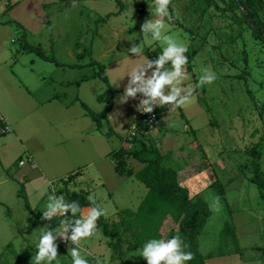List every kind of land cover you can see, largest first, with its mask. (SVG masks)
<instances>
[{
  "label": "rangeland",
  "instance_id": "obj_1",
  "mask_svg": "<svg viewBox=\"0 0 264 264\" xmlns=\"http://www.w3.org/2000/svg\"><path fill=\"white\" fill-rule=\"evenodd\" d=\"M119 1L0 0V95L11 96L4 98L0 117L13 125L0 136L10 142L0 154V264H30L43 227L59 223L41 219L48 197L69 201L67 192L81 190L106 210L110 232L122 239L124 261L147 264L139 256L135 230L120 221L123 211H137L148 188L135 178L122 181L115 172L119 156L112 158L113 152H129L136 145L142 132L136 108L141 97L118 104L128 77L120 87L115 83L142 62L128 57L132 45L127 39L136 36V44L142 39L149 59L161 54L164 45L140 33L151 16L152 0ZM262 1L253 0L252 6L264 21ZM169 11L173 20L169 24L165 19L166 34L187 48L188 79L182 87L191 85L194 99L186 107H156L164 121L156 136L167 135L170 142L167 152L154 147L165 156L166 168L180 176L196 173L191 179L201 181V189L191 185L190 198L199 195L208 205L219 198L220 210L210 209L198 238L199 252L210 258L206 264H264V193L253 182L256 164L264 175V39L246 21L237 0H170ZM31 47H40L60 65L42 60ZM78 61L80 67L72 65ZM93 61L102 64L101 72ZM202 70L214 71L216 81L197 87ZM84 75L82 86L74 83ZM32 94L68 100L70 107L54 102L35 108ZM123 157L127 166L122 175L142 168ZM72 174H78L77 180L68 182L67 191L64 181ZM215 180L221 187L210 189ZM22 189L29 211L19 197ZM178 229L167 217L164 239L177 236ZM118 237L97 229L84 244L85 258L90 264L117 263ZM58 243L61 264H71L67 245Z\"/></svg>",
  "mask_w": 264,
  "mask_h": 264
},
{
  "label": "clouds",
  "instance_id": "obj_2",
  "mask_svg": "<svg viewBox=\"0 0 264 264\" xmlns=\"http://www.w3.org/2000/svg\"><path fill=\"white\" fill-rule=\"evenodd\" d=\"M150 18L141 25V34H146L152 41L161 42L164 47L161 54L155 59L145 58L144 43L133 42L134 37L127 39L131 47L127 48V55L142 59L141 63L132 66L123 78L115 83L120 87V81L128 77L127 85L122 94L116 98L118 104H126L129 99L141 97L136 108L140 113H153L156 107L171 105L174 108L186 107L193 103V89L191 85L182 87L188 75L184 71L188 64L185 55L187 48L178 43L171 35L166 34L168 24L173 20L170 14V0H152L149 3ZM149 72L151 74L149 75ZM217 79V74L211 70H202L197 87L211 85ZM92 205L85 212L77 201H68L64 196L50 195L41 219L59 222L53 228L51 225L43 227L34 244V255L30 264H61L58 255L59 243L63 242L68 247L71 264H90L85 258L87 250L84 247L87 239L93 237L97 231V221L105 216L106 210L96 204L92 196L88 197ZM212 211H219V198L209 205ZM28 247V246H25ZM179 236L170 239L151 238L144 242L139 256L147 264H188L193 259V254L186 251ZM99 264V261L97 262Z\"/></svg>",
  "mask_w": 264,
  "mask_h": 264
},
{
  "label": "trees",
  "instance_id": "obj_3",
  "mask_svg": "<svg viewBox=\"0 0 264 264\" xmlns=\"http://www.w3.org/2000/svg\"><path fill=\"white\" fill-rule=\"evenodd\" d=\"M118 3L121 4L119 0ZM210 3V0H205ZM240 8L246 13L245 19L264 39V21L259 16L252 6L253 0H237ZM263 2V1H262ZM264 3V2H263ZM31 52L45 61H50L56 65H60L59 62L53 56L46 55L40 47H31ZM91 65L97 67L99 72L103 70V66L97 62H91ZM101 100V97H99ZM156 112L160 115V109L155 108ZM93 120L97 122V128L100 129L99 117L93 116ZM138 127L142 130L139 131V136L135 137L136 145H133V149L128 152V155L133 160L142 165V168L134 173L130 170L127 173L128 177L134 176L138 181L143 183L148 188V193L142 200L137 211L132 212L130 210L123 211L121 222L127 223V225L135 230L136 242L138 244L137 249H141L144 242L151 238H164L163 225L167 217H171L175 223L179 225L178 234L185 245H187L186 251H190L193 254V259L188 264H206V260L210 259L205 257L198 250V238L205 229L208 220L211 216V210L208 203L200 196L195 199L190 198V192L187 188L182 187L179 183V173L172 168H166L164 166L165 157L157 150L152 143H147L143 137H147L148 128L142 123H138ZM1 135V134H0ZM3 135V134H2ZM111 135V132L106 134ZM139 138V139H136ZM131 142V144L133 143ZM125 150L119 152L120 154L114 155L115 159L119 156L118 172L122 175L125 169L126 160L123 157ZM255 178L254 184L258 189L264 193V175L260 171L258 164L254 169ZM78 174H72L64 181L66 188L69 185L68 182H73ZM221 187L217 182L209 186L210 189L215 186ZM19 197L25 200L26 209L31 210L28 205L25 191L22 189L19 192ZM69 201H77L81 208L92 207L87 198V193H69L67 192ZM123 213L126 215L123 217ZM97 229H101L107 236H117L118 233H112L109 230L108 221L101 216L97 221ZM122 239L119 236L115 249L118 251V257L116 260L122 262V264H130L124 261V253L121 248ZM113 246V243L110 244Z\"/></svg>",
  "mask_w": 264,
  "mask_h": 264
},
{
  "label": "crops",
  "instance_id": "obj_4",
  "mask_svg": "<svg viewBox=\"0 0 264 264\" xmlns=\"http://www.w3.org/2000/svg\"><path fill=\"white\" fill-rule=\"evenodd\" d=\"M79 46H80V44H78V43H76L75 44V49L76 48H78V51L80 50L79 49ZM78 57H79V59L82 57V55H81V53L80 54H78ZM57 60V59H56ZM58 62H59V60H57ZM91 63V62H90ZM89 63V64H90ZM72 65H74L75 67H78L79 65H81L80 63H79V61H78V63H73ZM102 65V64H101ZM80 67V66H79ZM87 81V77H86V75H84L83 77H81V78H79L78 80H76V81H74V83H78L77 85H81V83H82V85H83V83H85ZM81 85V86H82ZM0 88H3V84H2V82L0 81ZM32 96H33V99H34V101L36 102V106H35V108H38V109H41V107L43 106V105H46V104H49V103H54V102H58V103H62L61 104V106H64V107H66V108H69L70 106H69V104H70V102L67 100V103L65 102L66 100H62V99H59V100H57V99H55V97L53 98V97H49V98H37V96L38 95H36V94H32ZM4 98H11V96L9 95V94H7L6 92H3V94L2 95H0V113H4L5 112V109H4V103H5V101H4ZM61 101V102H60ZM73 102V101H72ZM72 102H71V105H73L72 104ZM30 110H32L33 109V105H31L30 106ZM33 112L32 111H30L27 115V117H29L30 118V114H32ZM161 115V114H160ZM160 115H159V117H160ZM3 121L5 122V124L8 126V128H12V123L10 122H8V120H7V118H5L4 117V115H2L1 117H0V134H1V130H2V128H3ZM161 122V124L162 123H164V121H160ZM165 130H167V123H165ZM157 132V133H156ZM153 134H155L154 136H153ZM156 134H159V130L157 129L156 131H153V132H151V133H147V137H149L151 140H152V144L154 145V146H160V147H162V149H164V151L165 152H167V144H168V142H170L168 139H167V135H164V136H161V137H157L156 136ZM1 136V135H0ZM157 138H159V139H157ZM10 142L8 141V140H6V138H4V137H1L0 138V154H1V152H5L6 150H8V144H9ZM122 150H125V148H122V149H120L118 152H113L112 153V158H113V156L114 155H117V154H120L119 152H121ZM157 150L159 151V149L157 148ZM161 151V150H160ZM163 151V152H164ZM179 151V150H178ZM162 152V153H163ZM161 153V152H160ZM123 156H129L128 155V152H125V153H123ZM164 156V155H163ZM165 157V156H164ZM132 161V162H136L135 160H133L132 158H130L129 159V161ZM3 162L1 161V164H2ZM138 163V162H137ZM140 164V163H139ZM3 165V164H2ZM118 166V163H117V161H115V172L117 173V175L120 177V179L123 181L124 180V182L125 181H128V179H132V178H135L134 176H131V177H128L127 175H121L119 172H118V170H117V167ZM141 168H139L138 170H133V169H131L130 168V170H133L134 171V173H136L137 171H139ZM196 173H193L191 176L190 175H187L186 173H182V175L179 177V183H180V185L181 186H184L185 188H187V186L189 187L190 186V188H187V189H189V192H190V195H192V193L191 192H193L195 189H193V188H191V185H195V187H197L196 189H201V181H197L196 179H191V178H193L192 176L193 175H195ZM80 175H81V173H80ZM79 175V176H80ZM78 176V177H79ZM124 178V179H123ZM189 178V179H188ZM136 179V178H135ZM77 180V178L75 177V179H74V181L73 182H75ZM190 180H192V181H190ZM218 180H215V181H211L210 182V184H209V186H211L212 184H214L215 182H217ZM219 182V181H218ZM194 183V184H193ZM190 184V185H189ZM104 186H107V183H104L103 184ZM199 185V186H198ZM208 186V187H209ZM26 193V192H25ZM78 193H80V192H78ZM81 193H87V198L89 197V193L90 192H87V191H84V190H81ZM199 196V195H198ZM26 197H27V199H28V195H27V193H26ZM204 199V198H203ZM205 200V199H204ZM105 218V217H104ZM118 260H116L115 262H117ZM105 264H121V262L120 261H118L117 263H105Z\"/></svg>",
  "mask_w": 264,
  "mask_h": 264
},
{
  "label": "built area",
  "instance_id": "obj_5",
  "mask_svg": "<svg viewBox=\"0 0 264 264\" xmlns=\"http://www.w3.org/2000/svg\"><path fill=\"white\" fill-rule=\"evenodd\" d=\"M159 114L156 112V109L154 110L153 113H139L138 119H137V126L138 123H142L146 126V128H148V132L151 133L153 131H155L160 123L159 120ZM3 128L1 130V134H6L9 130L8 126L5 124V122L3 121ZM29 163H33V159L29 158L28 159ZM20 166H23L24 163L21 162L19 164Z\"/></svg>",
  "mask_w": 264,
  "mask_h": 264
}]
</instances>
